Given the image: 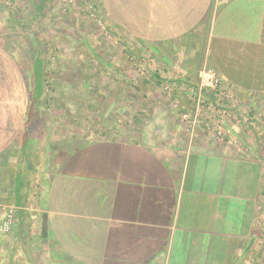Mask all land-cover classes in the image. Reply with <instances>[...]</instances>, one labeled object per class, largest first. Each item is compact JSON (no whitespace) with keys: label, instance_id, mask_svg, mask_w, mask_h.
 <instances>
[{"label":"crops","instance_id":"0c3cea01","mask_svg":"<svg viewBox=\"0 0 264 264\" xmlns=\"http://www.w3.org/2000/svg\"><path fill=\"white\" fill-rule=\"evenodd\" d=\"M27 1L26 20L0 4V212L17 208L0 261L18 245L11 264H264V0H132L135 16L99 0L123 48L104 44L98 56L87 41L89 77L130 70L131 56L152 69L144 85L174 79L179 106L161 99L138 124L104 118L85 134L73 115L58 120L42 106L46 57L34 29L47 0ZM205 67L223 83L202 93L200 123L188 129L179 113L194 114L189 89L198 93ZM126 72L111 83L127 85ZM86 84L85 100L106 97ZM63 91L72 106L74 90ZM218 126L239 146L217 142Z\"/></svg>","mask_w":264,"mask_h":264},{"label":"rangeland","instance_id":"374dc122","mask_svg":"<svg viewBox=\"0 0 264 264\" xmlns=\"http://www.w3.org/2000/svg\"><path fill=\"white\" fill-rule=\"evenodd\" d=\"M115 1L116 3H120L119 7L122 13H125L124 15H136V5L133 4L132 0H113V2ZM0 4H5L6 7L17 10L16 12L22 20L29 18L32 14L31 11H33V6L30 5L27 0H0ZM45 6L39 19L36 20V26L38 27L34 29L40 34L42 57H46L45 74L43 75L46 81H44V88L46 91L42 106L52 112L54 116H57L58 120L63 118V116H67L65 113L73 115L72 121H68V123L71 124L70 127L77 125L78 129L83 130L82 133L85 134V125L103 124L104 118L108 120L111 119L112 127L117 126L119 128L121 126H130L134 123L138 124L141 118H143L142 112L149 113L154 110V108L155 110L159 109L158 103L161 99L168 98L170 99L169 104H171L172 101L175 107L179 106V100L175 99L176 88L173 93L169 95L163 83V86L143 84V80L150 76L152 69H149L146 64L141 61L137 62L135 58L131 56H128V59L133 66L132 69H123L115 74L113 69L100 68L97 69L94 76L91 75V78L89 77L90 75L87 71L88 66L86 64L90 63L89 60L92 56L88 53V49L85 45L87 41L91 44L93 50L95 49L99 52L97 54L98 56H100V51L98 49L99 47H103L104 44L106 48L115 45L118 49L123 48L120 38H115L113 35L115 28L103 16L99 0H47ZM117 17L119 18L120 16ZM121 23L123 24V22ZM13 25L15 24L11 21V28ZM129 27L130 25H126L123 29L127 33H131ZM69 33H73L74 35L67 36ZM21 43L26 49L30 47L29 42L26 41L23 36ZM97 45H99L98 48H96ZM105 47L103 50H108L105 49ZM25 51L28 53V50ZM26 70L31 71L30 63L27 64ZM125 71H127L126 79L122 78V81H126L127 85H117L115 83L113 85L114 79L117 76L118 79L119 77H124L123 74ZM110 72L112 74H110ZM113 73L116 75L115 78H113ZM11 76L13 77V73H11ZM31 78L33 79L32 75ZM4 80L7 79L5 78ZM69 80H71L73 84H70ZM95 80H97L98 83ZM85 82L92 86H99L98 84H102L103 88L106 90V97H99L97 101H91V98L86 97L87 99L85 100V91L87 90V84ZM155 82H159V80L155 79ZM171 82H175L174 79H170V83ZM65 86H71L72 90H74L75 99L72 100V106H68V101L71 102V98L67 99L64 91V94H62V90ZM131 92L137 94L132 100L129 99L131 98ZM92 94H94V92H92ZM122 98H126L127 100H123ZM163 105L164 104L161 106ZM130 108H132L133 111L132 115H130ZM183 113H186V111L183 112L181 110L179 114L182 115ZM43 118L45 120L44 116ZM179 119L182 120L181 116ZM66 127L74 133L70 127ZM41 130L48 131L46 128ZM41 135L47 137V134ZM60 135L62 134H58V136ZM41 182V174L38 173L35 177L36 186H41ZM34 200H36V198H34ZM34 200L31 199L30 201V204H33V206L30 207V213L33 214H35L36 208V202ZM34 223L33 221V224ZM34 227H36V224ZM0 237L6 238V235L0 234ZM19 247L20 246L16 245L14 251L12 249V251H8L9 253L6 252L3 261H0V263H13L17 255L15 249ZM23 261L22 264H30L25 259H23Z\"/></svg>","mask_w":264,"mask_h":264},{"label":"built area","instance_id":"2783aa9c","mask_svg":"<svg viewBox=\"0 0 264 264\" xmlns=\"http://www.w3.org/2000/svg\"><path fill=\"white\" fill-rule=\"evenodd\" d=\"M222 79L217 75V73L211 68H203L199 72V86L196 94V89H189L193 94V98L196 100V109L194 114L183 113L181 116L182 122L187 125L188 129L195 128L200 123L201 117V105H202V93L204 91H215L218 90L222 86ZM176 88V84L168 83L165 84V89L168 94L171 95ZM214 138L217 142L223 143L228 142L231 145L239 146V142L237 138H233L229 136L227 131L224 130L223 126L216 127L214 134ZM230 137V138H229ZM16 214L17 208L15 206H9L4 208L3 211L0 212V234H10L13 230V227L16 222Z\"/></svg>","mask_w":264,"mask_h":264},{"label":"trees","instance_id":"16d2710c","mask_svg":"<svg viewBox=\"0 0 264 264\" xmlns=\"http://www.w3.org/2000/svg\"><path fill=\"white\" fill-rule=\"evenodd\" d=\"M37 72H39V71L37 70ZM39 77H40V75H37V78L39 79V83H38V85H36L35 90H34V91H36L37 94H39V95H37V97L40 96L42 94V91H43V80L40 79ZM41 78H42V76H41Z\"/></svg>","mask_w":264,"mask_h":264}]
</instances>
